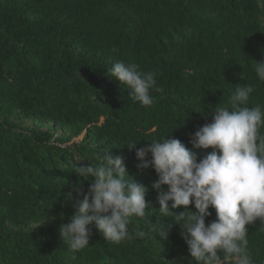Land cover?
Wrapping results in <instances>:
<instances>
[{
	"label": "trees",
	"instance_id": "trees-1",
	"mask_svg": "<svg viewBox=\"0 0 264 264\" xmlns=\"http://www.w3.org/2000/svg\"><path fill=\"white\" fill-rule=\"evenodd\" d=\"M121 60L156 73L152 106L107 74ZM258 61L264 0H0V264H196L171 217H160L173 222L168 240L150 231L158 175L128 144L169 135L203 159L212 148L192 135L217 104L231 107L237 84L254 85L247 106L264 109ZM106 149L148 188L149 208L130 217L127 239L107 242L93 224L72 252L58 229L75 214L73 187L87 193L94 179L75 169ZM247 227L253 264H264V225Z\"/></svg>",
	"mask_w": 264,
	"mask_h": 264
},
{
	"label": "clouds",
	"instance_id": "clouds-1",
	"mask_svg": "<svg viewBox=\"0 0 264 264\" xmlns=\"http://www.w3.org/2000/svg\"><path fill=\"white\" fill-rule=\"evenodd\" d=\"M254 70L264 82V61H258ZM107 74L130 90L133 101L144 107L155 103L151 92L160 91L156 73L121 60L107 69ZM254 90V85L237 84L231 107L217 104L210 113L212 121L192 135L194 148H212L199 161L195 151L169 135L139 148L137 143L128 144L140 161L137 167H152L158 175L151 187L158 193L159 216L148 225L150 231L168 240L172 221L180 224L196 264H253L247 225L257 220L264 225V133L260 131L264 109L260 104L247 106ZM97 159L98 164L75 169L94 179L87 193L81 185L73 187L75 214L58 229L72 252L89 245L93 224L105 241L120 243L129 236L130 217L143 218L149 208L148 188L129 174L121 155L106 149ZM73 192L68 193L69 199ZM193 204L195 211L189 207ZM180 206L185 210L173 211ZM210 207L215 209L216 219L206 223V217L212 215Z\"/></svg>",
	"mask_w": 264,
	"mask_h": 264
}]
</instances>
